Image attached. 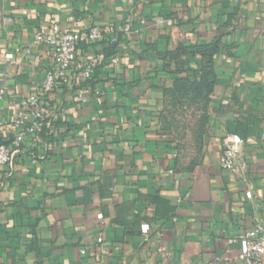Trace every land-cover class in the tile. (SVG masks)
I'll return each instance as SVG.
<instances>
[{
    "label": "crops",
    "instance_id": "crops-1",
    "mask_svg": "<svg viewBox=\"0 0 264 264\" xmlns=\"http://www.w3.org/2000/svg\"><path fill=\"white\" fill-rule=\"evenodd\" d=\"M55 24L122 41L78 48V63L104 51L107 65L89 103L58 88L51 127L0 170V264H240L237 239L264 225V0H0V143L13 144L19 107L54 69L35 37ZM214 42L199 147L202 112L173 92L204 59L159 54ZM228 134L245 142L237 172L219 162Z\"/></svg>",
    "mask_w": 264,
    "mask_h": 264
},
{
    "label": "built area",
    "instance_id": "built-area-1",
    "mask_svg": "<svg viewBox=\"0 0 264 264\" xmlns=\"http://www.w3.org/2000/svg\"><path fill=\"white\" fill-rule=\"evenodd\" d=\"M124 31L131 33L128 28ZM108 36H113V43L118 42L119 37L114 29L98 26L75 30L55 24L48 31H40L36 34L35 45L44 46L49 50L55 66L46 74L35 93L27 97L19 107L13 121L15 131L13 144L0 143V170L6 167L13 168L27 138H39L51 127L49 102L58 88L63 87L73 91L82 105L89 103L90 86L87 83L93 78L97 69L106 65V61L102 55H93L78 63L76 60L78 48L82 43H99ZM13 58L12 55L11 59ZM4 92L0 90L1 94ZM6 126L7 123L0 122V128ZM244 145V140L237 134H228L224 137L219 159L222 169L230 172H237L240 169ZM246 196L252 198V193L247 192ZM150 239L151 234L148 232L145 241L149 242ZM103 240L104 237L100 234L97 242L102 243ZM236 242L242 243L240 264H263V224L258 223L254 228L245 231ZM85 253V250H82V254Z\"/></svg>",
    "mask_w": 264,
    "mask_h": 264
},
{
    "label": "trees",
    "instance_id": "trees-1",
    "mask_svg": "<svg viewBox=\"0 0 264 264\" xmlns=\"http://www.w3.org/2000/svg\"><path fill=\"white\" fill-rule=\"evenodd\" d=\"M181 1H190V0H181ZM115 36V35H114ZM118 42L113 43V36H108L103 39L101 42H107L108 46L113 49L117 47L121 41L122 36L118 34ZM98 44V43H95ZM95 44H85L81 45H95ZM80 45V46H81ZM79 46V47H80ZM220 51V43L214 42L208 46L202 45H192L185 46L180 45L173 51H165L161 52L160 58L165 62H170L171 60H179L182 56L191 55H201L204 59V65L202 67V75L198 77V72H194V74L188 78L178 79L177 80V88L173 92V96L175 95L178 98V103L180 105H187L189 109L194 108L196 111L202 112L199 123L195 126L194 129L191 130L194 139L197 141L198 146L203 145V138L205 136L206 126L209 120L208 110L210 103L212 101V95L214 93V88L216 86V72L213 66V57L218 54ZM104 51H98L96 55H102ZM102 67H107V65H103ZM169 67V65H167ZM98 70V69H97ZM97 72V71H96ZM93 78L87 83L91 86ZM93 85V84H92Z\"/></svg>",
    "mask_w": 264,
    "mask_h": 264
}]
</instances>
